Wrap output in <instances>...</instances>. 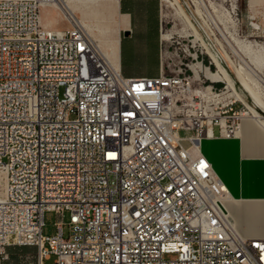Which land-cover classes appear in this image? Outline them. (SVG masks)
Returning <instances> with one entry per match:
<instances>
[{"label":"built area","instance_id":"built-area-1","mask_svg":"<svg viewBox=\"0 0 264 264\" xmlns=\"http://www.w3.org/2000/svg\"><path fill=\"white\" fill-rule=\"evenodd\" d=\"M58 4L67 27L44 26L42 10ZM195 64L212 94L223 83L203 71L212 60L196 55L175 75L161 61L157 77L129 78L62 0H0L2 260L8 247L30 246L25 264L51 254L55 264H264V238L235 231L225 186L191 150L196 139L235 135L249 106L224 97L188 122L209 100L194 87ZM46 212L69 213L68 236L63 221L43 235Z\"/></svg>","mask_w":264,"mask_h":264},{"label":"bare ground","instance_id":"bare-ground-1","mask_svg":"<svg viewBox=\"0 0 264 264\" xmlns=\"http://www.w3.org/2000/svg\"><path fill=\"white\" fill-rule=\"evenodd\" d=\"M62 1L64 2L65 7L70 12V14L78 21V23L87 32V34L96 42L101 52L111 61L114 66L119 67L116 50L118 47V43L103 38L102 32L95 23L87 22V27H85V25L77 18V15H85L86 10L90 9L93 6H96L97 0ZM109 1L113 2L114 4H112V6L108 9V16L110 17L112 23H115V21L118 19V2L114 0ZM160 1L161 17L163 21L167 20L168 18H174L175 20L179 21V24L182 25L181 31L179 32H182V30L185 31L187 25L191 27L189 20L187 19L185 12L178 0ZM197 1L201 4L204 10V14L199 12L204 15V24L207 25V28L210 27L209 29L211 30L217 45L221 50L223 49L226 59L235 67L236 78L245 88L247 93H249V95L254 99L255 103L264 108V43H258L256 41H244L245 43H242V41L240 40L241 42H238L237 44V46L239 47L238 49L242 52L240 55L234 48V45H232L229 37L226 35V32L220 27V24L222 25V23L216 21L212 15V12H220V5H218V3L215 1H208V4L205 2V0H196V2ZM230 1L235 2V0ZM194 2L195 1H193V3ZM195 7L199 8V6L197 5ZM233 8H235L234 4ZM58 9L60 11H64V9L59 4ZM210 9L213 11L211 12ZM232 13L233 9L228 13L226 12L225 14L228 15V25L234 28V30H232L233 41H237V28L235 20L232 17ZM170 31L164 33L162 32L163 41H168L167 37L171 34ZM192 33L197 39V37L199 36L198 33L196 31H192ZM226 48H229V50L238 57L237 61L229 55V53L227 52L228 49ZM206 53L210 56L213 65H216L215 57L212 55V53L208 49ZM214 55L218 58L219 61H221L220 56L217 52H214ZM83 65H93V58H83ZM193 68L194 70H197V72L195 71V82H198V74L201 72L200 64H195ZM203 71L206 72L207 79L211 80L212 83H225L226 88L223 95H227L226 97L233 96L245 103L244 97L237 91L235 83L229 78V76L225 73V71L221 69L219 65L217 69L215 66V70L211 73L208 70L203 69ZM200 92H206L207 94H209V98L215 97L210 93L209 86L205 87L204 89H200ZM214 99L215 98H213V100ZM198 121H202V113L199 116H192V114L188 115V122ZM253 128H258L264 134V119H262L260 115L252 109L249 111V114H247V112L243 114L240 126L238 127L233 138H227L225 136H222L220 138L206 136L201 139H196L197 141H195L191 148L192 151L195 150L197 152H200L209 160L214 174L225 186L226 193L224 196L223 204L226 209V215L235 231L242 237L258 235L264 236V204L260 202L262 201L261 198L263 197L262 188H264V177H262L257 170L254 172L253 177L246 176V174L245 177L242 176V172L245 171L244 173H246V169L244 168L245 170H243L241 167L239 168L238 164L234 165V162L236 161L232 156V146L238 144L241 145L244 142V139L247 136H250V134L252 133L251 129ZM9 137H11V140H19V133H17V128H9ZM250 139L254 140L253 138H251V136ZM263 139L264 138H262V141ZM248 160L249 159H243L242 157V159H240L238 163H240V165L242 166L244 165V162L246 164ZM251 173H253V171H251ZM4 178L5 173L0 171V186L2 179L4 180ZM248 188L252 189L253 196L250 199H244L242 198L241 194H243L242 192L247 190ZM254 203L260 204V207H258L257 211L251 208V205ZM257 230L260 232H255Z\"/></svg>","mask_w":264,"mask_h":264},{"label":"rangeland","instance_id":"rangeland-1","mask_svg":"<svg viewBox=\"0 0 264 264\" xmlns=\"http://www.w3.org/2000/svg\"><path fill=\"white\" fill-rule=\"evenodd\" d=\"M193 1L196 2V0H178L191 25V27L187 25L185 31L182 30V32H179L181 31L182 25H180L179 21L175 20L174 18H168L165 21H163L162 19L163 33L171 30L170 31L171 34L167 37L168 39L167 42L163 41L162 38V49H161L160 60L163 62L164 73L168 75H175L179 73L180 68L183 67L184 64L189 63V61H191L193 57H195L196 55L199 57V61L203 60L206 63V65L209 66L211 62V58L206 53L207 49L211 53L212 51L217 52L220 56L221 61H219L218 58L212 53V55L215 57V64H216V65H212V69L215 70V66L217 69L219 65L231 80L233 78V80L235 81V87L237 91L244 97L245 103L249 106V108L246 111L247 114H249V111L253 109L257 114L260 115L262 119H264V108L260 107L257 103H255L254 99L249 95V93H247L245 88L241 86V84L238 82L235 74V67L232 65L231 62H229L226 59L223 49L221 50L217 45L214 36L211 30L209 29L210 27L207 28V25L204 24V15L201 14L204 12L203 7L198 1L196 2L197 4L195 2L193 3ZM208 1H215L218 3V5H220V12H212L213 10L211 9L210 11L212 12L214 19L222 23V25L220 24V27L226 32V35L229 37L232 45H234V48L236 49V51H238L240 55L242 52L238 49L239 48L237 46L238 42L242 41V43H245L247 41H256L258 43H264V0H257L253 8L249 7V0H235V2H232L230 0H226V1L205 0L207 4ZM112 4L114 3L109 0H97L96 6H93L90 9L86 10L85 15H80V14L77 15V18L85 25V27H87L86 26L87 22L95 23L96 26L102 32L103 38L116 42L117 39H119V35L121 37L123 36L122 30L124 29V27L119 25L118 19L115 21V23H112V21L110 20V17L108 16L109 15L108 9L112 6ZM233 4L235 5V8H233ZM196 5L199 6V8H196L195 7ZM232 9H233L232 17L235 20L236 28H237L236 34L238 35L237 36L238 38L235 36L237 41H233L232 30H234V28L228 25V18H227L228 15L225 14L226 12L228 13ZM250 17H256L257 26L259 27L253 29L250 26V19H249ZM42 21L44 26L49 28L67 27V23L64 21L63 15L58 9L44 8L42 10ZM192 31H196L198 33L199 36L197 37V39L193 35ZM172 35H175V37L172 38L171 37ZM226 49L229 50V48ZM228 50L227 52L229 53V55L234 60L237 61L238 57L233 52ZM202 81L203 82L200 83L195 82L194 87L196 89H200L201 87L199 85L201 84H203L204 86L203 88L212 85L209 81H206L205 78L203 77H202ZM212 91H213L212 94L215 97L209 98L208 100L209 102L207 103L206 102L200 103L197 106L198 110H194L192 108V111L193 112L195 111L194 114H192V116L195 115L199 116L202 113V111L210 112L211 107L213 108L216 107L218 105V102H221L222 104L225 100H227L224 99V97H226L227 95L222 94L225 91V84L220 83L213 85ZM213 98L215 99L213 100ZM221 104L219 103V106H221ZM182 134L185 133L182 132ZM233 137L234 135H232L230 138ZM4 188H5V178L4 180L2 179L1 182L0 198H2L4 195ZM251 190L249 188L248 193H250ZM258 207H260L259 203H254L251 205V208L255 211L258 210ZM69 218L70 215L68 212L65 213L64 217L58 216L55 212H46L44 216V227L42 230L43 235L44 236L56 235L58 232L57 223L59 221H63L65 223L64 235L68 236L67 224L69 222ZM55 261H56V256L51 254L48 258L44 260V264H55ZM28 262L30 263L34 262V258L30 256L26 258L23 263L25 264Z\"/></svg>","mask_w":264,"mask_h":264},{"label":"crops","instance_id":"crops-1","mask_svg":"<svg viewBox=\"0 0 264 264\" xmlns=\"http://www.w3.org/2000/svg\"><path fill=\"white\" fill-rule=\"evenodd\" d=\"M256 2L257 0H249V7L253 8ZM117 15L119 25L124 27L122 32L125 30L129 31L128 36H124L123 34L121 37L119 35V39L116 41L118 43L116 49L117 61L123 75L129 78L157 77L160 72L162 49L160 1L121 0L118 2ZM251 130L250 136L254 140L250 139V136H247L241 145L232 146V156L236 161L234 165L238 164L239 168L246 169V173H244L245 171L242 172V176L244 177L245 174L246 176L253 177L256 170L264 177V139L262 141L264 134L258 128ZM242 157L249 160L241 166L238 161ZM248 189L242 192V198L250 199L253 196V191L250 189L251 192L248 193ZM262 195V204H264V188H262ZM255 232L260 231L257 230ZM244 237L264 238L263 235ZM7 252L9 256L7 260H2L0 254V264H24V260L30 256L35 260L36 248L30 246H10Z\"/></svg>","mask_w":264,"mask_h":264},{"label":"water","instance_id":"water-1","mask_svg":"<svg viewBox=\"0 0 264 264\" xmlns=\"http://www.w3.org/2000/svg\"><path fill=\"white\" fill-rule=\"evenodd\" d=\"M123 34H124V36H128V35H129V31L125 30V31L123 32Z\"/></svg>","mask_w":264,"mask_h":264},{"label":"trees","instance_id":"trees-1","mask_svg":"<svg viewBox=\"0 0 264 264\" xmlns=\"http://www.w3.org/2000/svg\"><path fill=\"white\" fill-rule=\"evenodd\" d=\"M180 2V1H179ZM213 53V52H212ZM214 54V53H213ZM227 72V71H226ZM228 73V72H227ZM229 74V73H228ZM231 77V76H230ZM232 78V77H231ZM232 80H233V78H232ZM238 80V79H237ZM234 81V80H233ZM239 82V81H238ZM234 83H235V81H234ZM240 83V82H239ZM241 84V83H240ZM241 86H242V84H241Z\"/></svg>","mask_w":264,"mask_h":264}]
</instances>
